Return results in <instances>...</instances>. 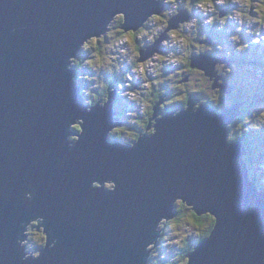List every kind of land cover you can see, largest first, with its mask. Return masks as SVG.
Masks as SVG:
<instances>
[{
    "label": "water",
    "instance_id": "obj_1",
    "mask_svg": "<svg viewBox=\"0 0 264 264\" xmlns=\"http://www.w3.org/2000/svg\"><path fill=\"white\" fill-rule=\"evenodd\" d=\"M165 7L162 0H0V264H147L145 249L157 244L177 202L214 221L186 264H264V191L250 180L244 143L226 142V125L241 104L218 115L192 95L186 110L160 119L156 104L155 135L125 147L106 139L121 124L113 112L116 91L105 107L88 111L75 86L69 57H80L90 36L105 35L115 13L126 14L120 32L135 34ZM185 19L183 10L168 19L167 34ZM165 38L139 50L136 63L157 53ZM216 62L200 54L189 66L212 76ZM78 118L83 134L70 148L68 136L76 133L69 125ZM94 180L115 181L116 191L95 189ZM29 185L32 201L24 198ZM176 198L183 200L174 204ZM38 216L42 225L31 226L42 231L45 247L38 259L22 261V224Z\"/></svg>",
    "mask_w": 264,
    "mask_h": 264
},
{
    "label": "clouds",
    "instance_id": "obj_2",
    "mask_svg": "<svg viewBox=\"0 0 264 264\" xmlns=\"http://www.w3.org/2000/svg\"><path fill=\"white\" fill-rule=\"evenodd\" d=\"M255 2H257V0H252L253 6ZM162 3L166 6L162 11L169 20L179 16L181 10L188 13V19L178 21V33H182L183 35H178L177 32L168 35L166 24L157 23L156 21L149 22V30L143 32L140 37L141 40L147 37V43L144 47L148 48L161 36H166L165 39L161 40L160 45V50L166 53L163 55L153 53L151 58L145 63L140 65L136 63L137 67L135 68L134 74L127 77L125 87H117L115 89L117 95V100L113 103L115 118L125 122L123 124H126L131 118L132 113H134L135 116L142 115L148 107L147 104L144 103L143 97L151 91V84L148 77L151 76L153 79L159 80L165 67L174 69L180 64L181 57L191 59L195 52L193 42H200L201 48L199 51L201 55L212 54L217 62L213 65V72L215 75L210 76L207 71H204L203 73H197L196 77L199 79L203 76L205 91L210 95L218 96L219 99L213 101L208 100L207 96H203L202 98L207 100L205 104H210L215 108L218 115L225 109L232 108L233 105L238 102L241 104L239 114L226 125V142L245 143L247 152L242 159L247 166L249 177L256 181L258 188L264 186V179H261V170L264 169V156H262V154H264V142L261 141L264 140V137L258 138L257 135H255L264 133V100L260 99L264 97V25L257 23L254 14L247 15L251 8H249L250 0H199L198 3H195L194 0H162ZM121 15L126 14L124 12L115 13L106 25V28L113 23L114 17H119ZM213 33L222 35L217 38ZM209 35H213L212 44L207 42ZM93 36L94 35L90 36L81 44L82 53H85V45ZM202 37L204 38L203 40H201ZM117 43H124V41H119ZM114 51L118 54L106 55L103 64L88 61V56L86 54L85 57H83L84 59H78L75 56L69 57V70L73 67L82 69L76 66V61L80 60L85 61V63H92L95 70L103 68L110 76H114L116 75L118 63L122 59H125V56L119 54L124 53L125 50L116 48ZM135 61V54L128 53L126 55V62L128 64L135 63ZM227 61H232V63L229 64ZM131 67L132 65H129L127 68L129 69L128 72H131L134 68L132 67L131 69ZM124 73L126 74L125 71ZM76 75L75 79L78 82L83 81L86 84V87L81 88V101H84L85 105H87L88 111H91L97 104H99L100 107H105L110 102L111 92L114 87H111L107 101L101 102L98 100L89 106V101L91 100L89 91L95 85L92 80L88 79L89 75H80L79 72H76ZM116 79L121 80V78ZM135 80H140L144 85L143 89L139 92L131 88V84ZM221 80L223 82L227 81L232 86V93L222 94L220 84L217 83V81ZM86 81L91 83L88 84ZM216 87L220 88L219 93L215 91ZM83 97L84 100L82 99ZM131 102L136 111L131 112L124 107ZM198 102L199 99H197V103ZM195 105L194 110H198ZM183 108L186 110L188 107L185 108L183 106ZM180 110L181 109H176V113L178 114ZM78 123L83 125L84 120L78 118L75 122L71 123L69 127L73 130V126ZM115 127L117 126L109 129L106 137L107 142L110 144L120 142L127 144L129 147H134L138 140L133 141L127 136L115 134L113 131ZM140 130V135L143 133L144 135L152 136L156 133L155 126ZM81 134L83 133H76L68 136L70 148H74L75 144L79 142ZM74 136L77 137V139H73ZM231 136L235 137V139L230 140L229 137ZM91 186L95 189L103 188L108 192H115L117 188L115 181L112 180H105L103 184L94 180ZM29 188L31 190L24 193V198L27 201H32L35 199V189L31 185H29ZM178 200L183 199L176 198L174 204ZM164 219L165 218H161L159 220L157 231H160ZM33 221H39L42 225L44 217L38 216L22 224V228L24 229L23 235L26 239L17 240L19 247L24 249V255L21 257L22 261H27L30 258L38 259L42 253L36 249L45 247L38 244L36 239L30 234ZM42 228L45 230L47 237L46 246H49V235L43 226ZM162 238L163 236H160L158 242ZM200 238L204 237H197L198 240ZM57 243L58 237L52 236L50 247L55 248ZM154 245L155 243H149L145 249V251L150 253V264H154L151 252Z\"/></svg>",
    "mask_w": 264,
    "mask_h": 264
},
{
    "label": "rangeland",
    "instance_id": "obj_3",
    "mask_svg": "<svg viewBox=\"0 0 264 264\" xmlns=\"http://www.w3.org/2000/svg\"><path fill=\"white\" fill-rule=\"evenodd\" d=\"M249 8L253 7V13L255 14V11L258 10V13L256 14L257 19L259 20V13L264 15V12H262V9H264V0H257V2H255L254 6L252 3V0H250L249 3ZM248 15V13H247ZM119 17H116V19L113 21V23L110 25L111 29L108 30V34H111L110 36L107 34H103L100 35L99 38H93L91 39V42L93 40L92 43H90V41L85 45V54L87 56H90V59L87 58L88 61H93L95 63L98 64H103L104 61V57L106 55H117L118 53H116L114 50L116 48H120V49H124L125 52L124 53H120L119 55L125 56V59H122L117 67H116V75L114 76H110L103 68H100L99 70H95L93 68V64L92 63H85V61H81L78 60L77 62L79 63V65H82L83 68L80 69L78 72L80 75H89L88 79L93 81V84L95 85L92 89L97 88L100 92H105V94H102V96H104L102 99L105 100L106 98V93L108 90L111 89V87H109L108 85V80H111L113 78H121L120 80V84L121 86L119 88H124L125 87V81L127 80V77L129 75L134 74L135 68L137 66H135L133 69L131 67V72H127L126 74L124 73V71L129 67V64L126 62V55L128 53H132L135 54V56L137 57V55L139 56V54L136 51L135 48V43L136 42H141L147 43V37L143 38V40H141V34L149 29H145V31H140L137 37H133L132 33H123L125 38L123 39L118 38V36L115 34L118 31H121L118 27L119 25L117 24V22H119L118 20ZM150 20V19H149ZM154 21V20H151ZM148 22V21H147ZM146 22V23H147ZM157 22V21H156ZM145 23V24H146ZM160 23V22H157ZM259 24L264 25V16H263V20L260 22H257ZM116 28V29H115ZM175 32V31H173ZM130 34V35H129ZM110 38L107 42H105V40L107 38ZM104 40H103V39ZM138 40H135V39ZM99 40V41H97ZM119 41H124V43H117ZM105 42V44H104ZM99 43V44H98ZM100 45L101 47V51L102 53H98L96 51L97 48H99L98 46ZM142 49H145V47H142ZM161 49V48H160ZM157 52V54H161L163 55L164 53H166L165 51L160 50ZM92 57V58H91ZM151 58V57H150ZM78 59H80V57H78ZM84 59V58H83ZM147 61V60H146ZM145 61V62H146ZM180 61H182V59H180ZM144 63V62H143ZM141 63V64H143ZM134 64V63H132ZM81 66V67H82ZM176 68V67H175ZM170 70L169 68L165 67V69L163 70V72L161 73V77L159 80L157 79H153L151 76L148 77V80L150 82V84L152 82H158V83H163V81L165 80V78H163V76L165 77V75H163L165 73V71ZM184 70L181 71V75H184ZM185 77V76H184ZM184 77L181 79H178L179 76L175 75L173 80L175 83V88L173 89V94L174 95H180L181 93L176 92L175 89H186L188 90L191 94H199V96L202 98L203 96H207L208 100H211L212 97L210 94H208L205 91V87H204V79L202 77L199 78L200 80V86H196L194 87V82L195 81H189L188 83L185 84H181V81L184 79ZM86 83L90 84L91 82L86 81ZM137 84V87L139 88L138 90L136 89L135 91H141L144 87V85L141 83L140 80H135L132 84H131V88L133 89L134 84ZM225 83V84H224ZM222 83V85L226 86V91H228L227 94L232 93L233 88L229 83L224 82ZM107 84V86H106ZM201 87V88H200ZM116 88H113V90H115ZM134 90V89H133ZM216 98H218L217 96H215ZM199 97H197L198 99ZM200 99V98H199ZM203 99V98H202ZM201 100V99H200ZM179 100H176L174 102V106H178L179 105ZM202 103L207 102V100H201ZM169 105L170 101L168 102ZM236 104H240V103H236ZM235 104V105H236ZM233 105V106H235ZM241 106V105H240ZM124 107H127L124 106ZM241 108V107H240ZM78 126V125H74ZM117 127H115L113 129V131L116 129ZM264 133L259 134V137H263ZM73 139H75V137H73ZM261 142H264V140H262ZM262 156H264V154H262ZM262 173H264V169H262ZM181 204V202H177L175 207L179 206ZM183 208H185L183 210L184 215H182V217H180L176 222L174 221V218L172 220H170L169 222H167V227L165 229V231H163V238L155 245L153 246V248L151 249L152 252V256H153V261L154 264H186V257H181V253H180V248L183 247L184 245V240L185 239H191L194 240L196 238V236L198 237L199 230L195 229L194 227H192L191 225V214L192 211L191 209L189 210V208H186L185 206H183ZM37 225V224H36ZM36 225L31 226L30 228V234L33 236L34 239H36L37 243L40 244L41 246H44V235H42V231H37L36 230ZM196 235V236H195ZM162 236V233H161ZM41 248H37L36 250L40 251ZM150 264L149 258H148V263Z\"/></svg>",
    "mask_w": 264,
    "mask_h": 264
},
{
    "label": "flooded vegetation",
    "instance_id": "obj_4",
    "mask_svg": "<svg viewBox=\"0 0 264 264\" xmlns=\"http://www.w3.org/2000/svg\"><path fill=\"white\" fill-rule=\"evenodd\" d=\"M251 8H253V7H251ZM262 12H263V10H262ZM257 13H258V10L255 11V14H254L255 17H256ZM263 16H264L263 14L259 13V17H258L259 20L256 17L257 22L262 21L263 20ZM160 20H162V24L166 23V21H167L166 19L165 20L164 19H160ZM109 29H111V27H109ZM175 32H177V34L180 35V33H178V31H175ZM119 33H120V31L116 32L115 34L118 36ZM106 34L109 35V36L111 35V34H108V33H106ZM170 34H168V35H170ZM213 35L216 36L217 38H219L222 34L213 33ZM213 35H209V37H208V39L211 40V42L209 44L213 43ZM109 39L110 38L108 37L105 40V42H107ZM203 39L201 38V40H203ZM97 41H99V40H97ZM92 42H93V40H92ZM92 42L90 41V43H92ZM105 42H104V44H105ZM196 43L197 44L194 47L195 52L192 55V57L201 54L200 51H199L200 48H201V43L200 42H196ZM145 44H146V42H144V43L136 42L135 43V48H136L137 53L139 52V50H141L142 47L145 46ZM100 53H102L101 50H100ZM208 55L213 57L212 54H208ZM83 57H85V53H81L80 54V59H83ZM138 57L139 56L137 55L136 61H137ZM180 59H182V61H180V64L176 68L165 71V73L163 74V75H165V77L163 76V78H165L163 83L160 84V83L155 82V81L151 83V91H150V93H148L147 95H144V97H143L144 103H146L147 106H148L147 110L145 112H143L142 115H138V116H135V114L132 113L131 118L127 121L126 124H123L125 122L120 120L121 124H120V126H118L114 130L115 134L120 135V136H127L129 139H131L133 141H137L138 137L140 136V132H141L140 129L152 128V126L154 124V121H155V119H152V109H153V107L156 104H158L156 118L160 119V117L164 116L167 113H176V109H183V106L185 107L186 102L191 98L192 95H194L195 97H199V94H196V93L191 94L186 89H175L176 92L181 90V93H183V94H180V95H174L173 94V89L176 87L175 86L176 82H174V80H173L175 75L179 76L178 79H180V78L182 79L185 76L184 79H187L188 82L192 81V80L195 81L194 82V87L200 86V80L197 79L196 74L197 73H202V72H200V71H198L196 69H191L190 68L189 62H190L191 59H187V58H183V57H181ZM136 61H135L134 64H129V65L130 66L132 65V67H135L136 66ZM227 63L231 64L232 61H227ZM242 63H243V61H242ZM182 70H184V73H185L184 75H181V71ZM201 77L203 78V76H201ZM225 82L228 83L227 81H225ZM220 83H224V82L221 80ZM133 89L134 90H136V89L138 90L139 89L137 87L136 83L134 84ZM215 91L217 93H219L220 89H215ZM222 94H224V93L222 92ZM211 97H212L211 100H213V101H216V100L219 99L218 96H217L218 98H216L213 95H211ZM179 98L181 99L180 102H179V107H177V106L175 107L173 104ZM263 98L264 97H261L260 99L262 100ZM169 101H170V104L172 106L168 104ZM238 127H240V126H238ZM76 129H77V126H75L73 128V130H74L73 132L74 133L75 132L79 133ZM142 134L143 133H141V135ZM255 135H257V137L259 138V134H255ZM117 143H119V144H121V145H123L125 147H129L125 143H120V142H117Z\"/></svg>",
    "mask_w": 264,
    "mask_h": 264
},
{
    "label": "trees",
    "instance_id": "obj_5",
    "mask_svg": "<svg viewBox=\"0 0 264 264\" xmlns=\"http://www.w3.org/2000/svg\"><path fill=\"white\" fill-rule=\"evenodd\" d=\"M194 2L195 3H198L199 2V0H194ZM263 10V12H264V9H262ZM249 15V14H248ZM160 19H166L167 21H168V18H167V16H166V14L164 13V12H162L159 16H157V17H152L142 28H141V30L140 31H145V29H148L149 28V22L151 21V20H154V21H157V22H160V23H162V20H160ZM118 20H119V22H117V24L118 25H121V23H122V18L120 17V18H118ZM167 21H166V23H167ZM166 23H164V24H166ZM139 31V32H140ZM176 31H178V30H176ZM139 32L138 33H135V34H132V36L135 38V37H137L138 36V34H139ZM130 35V34H129ZM180 35L182 36L183 34L182 33H180ZM125 38V36H124V34H123V32H120L119 34H118V38ZM103 39V38H102ZM202 39H203V37H202ZM104 40V39H103ZM135 40H137V38L135 39ZM196 42H193V48L196 46ZM98 46V45H97ZM99 48H97L96 49V51L98 52V53H100V50H101V46L99 45L98 46ZM92 58V57H91ZM88 59H90V56H88ZM81 62V61H80ZM79 62V63H80ZM77 61H76V66L77 67H80V68H83V66L82 65H79L78 66V64H79ZM82 66V67H81ZM72 70L73 71H79L80 69H78V68H76V67H73L72 68ZM129 71V69H127V70H125V72L127 73ZM77 76V75H76ZM76 78V77H75ZM74 78V81H75V86L77 87V88H79L80 90H81V88L82 87H86V84H85V82H83V81H77L76 79ZM109 85V87H114V88H117V87H120L121 86V82H120V79H116V78H113V79H111V80H109L108 82H107ZM106 86H107V84H106ZM178 92H180L181 93V90H179ZM101 93L102 94H105V92L103 91V92H100L97 88H94V89H91L90 91H89V94H90V96H91V100L89 101V106H91L93 103H95V102H97L98 100H100V99H102L104 96H102L101 95ZM181 94H183V93H181ZM83 100H84V97L82 98ZM179 101L181 100L180 98L178 99ZM187 100V99H186ZM187 103V102H186ZM83 104L85 105V103H84V101H83ZM86 107H87V105H85ZM177 107H179V105L177 106ZM78 132H80V128L77 126V129H76ZM263 137H264V134H263ZM229 139L230 140H233V139H235V137H229ZM244 143V142H243ZM244 145H245V143H244ZM245 147H246V145H245ZM246 150H247V147H246ZM261 179H264V174L262 173V175H261ZM252 182H254L255 184H256V186H257V183H256V181H254V180H252V179H250ZM257 189L258 190H260V191H264V186H261V187H259L258 188V186H257ZM183 204H180L179 206H177V207H175V211H174V213H175V218H174V221L176 222L180 217H182V215H184V212H183V210L185 209V208H183ZM191 225H192V227H194L196 230L198 229L199 230V235H198V237H204V238H200L199 240L197 239V237L194 239V240H191V239H185L184 240V245H183V247H181L180 248V253H181V257H186V255H188L192 250H193V248L199 243V242H201L202 240H205L208 236H209V233H210V231H211V229H212V227H213V225H214V221H213V219L212 218H210L209 216H202V217H196L195 215H194V213L192 212V214H191ZM168 225V224H167ZM167 225H166V227H167ZM166 227H165V229H166ZM165 229H164V231H165ZM162 236H163V233H162Z\"/></svg>",
    "mask_w": 264,
    "mask_h": 264
},
{
    "label": "bare ground",
    "instance_id": "obj_6",
    "mask_svg": "<svg viewBox=\"0 0 264 264\" xmlns=\"http://www.w3.org/2000/svg\"><path fill=\"white\" fill-rule=\"evenodd\" d=\"M75 137V136H74ZM75 139H77V137H75ZM261 173H262V170H261ZM264 174V173H263ZM260 191V190H259ZM158 245V244H157Z\"/></svg>",
    "mask_w": 264,
    "mask_h": 264
}]
</instances>
